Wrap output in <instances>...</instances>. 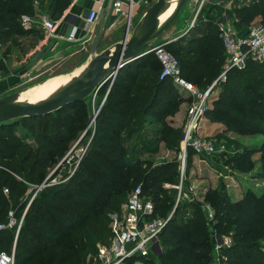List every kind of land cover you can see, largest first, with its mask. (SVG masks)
Returning <instances> with one entry per match:
<instances>
[{
	"label": "trees",
	"instance_id": "16d2710c",
	"mask_svg": "<svg viewBox=\"0 0 264 264\" xmlns=\"http://www.w3.org/2000/svg\"><path fill=\"white\" fill-rule=\"evenodd\" d=\"M71 1L0 0V50L21 37L43 38L44 31L36 23L25 28L22 18L36 20L39 13H49L51 19H57ZM232 14L238 28L245 30L258 17L264 20V1H254ZM187 34L178 47L173 48L171 42L166 49L178 59L181 77L204 91L218 78L226 58L218 23L199 16ZM10 55L11 48L0 54V71ZM162 70L155 53L149 52L125 65L112 85L107 82L98 91L97 95L105 93L106 101L94 122L83 161L72 176L68 172L63 175L68 180L39 191L30 205L36 188L48 180L66 150L58 151L61 142L69 143L84 122V117H78V106L86 107L92 97L46 116L0 125V224L7 222L11 213L19 220L25 213L19 232L17 226L0 230V252L12 253L16 244L15 264H81L97 252L99 243L109 242L108 211L119 208L138 186L155 204L153 217H169L178 196L171 186L180 182L179 155L161 164L144 156L151 153L150 145L163 141L181 151L183 131H172L167 118L178 111L185 98L170 77L160 78ZM212 106L206 118L224 124L219 138L226 147L233 146L232 152L220 153V158L226 166L249 173L256 165L253 154L260 152L264 177V141L251 148L227 137L228 132L264 137V63L249 61L246 69L231 70L226 82L220 83ZM41 119L44 125L39 128ZM54 121L62 128L58 130ZM68 124L71 129L66 131ZM18 126L26 127L35 140H29L28 133H19ZM190 153L196 152L188 149L186 170L193 161ZM210 193L213 227L230 236L232 244L215 254L210 223L202 226L195 205H189V214H183L181 200L160 235V260L142 258L143 264H264V193L248 190L239 201L220 191Z\"/></svg>",
	"mask_w": 264,
	"mask_h": 264
},
{
	"label": "rangeland",
	"instance_id": "374dc122",
	"mask_svg": "<svg viewBox=\"0 0 264 264\" xmlns=\"http://www.w3.org/2000/svg\"><path fill=\"white\" fill-rule=\"evenodd\" d=\"M156 2L157 0H150L148 4L143 5L141 8H139L136 11L133 17L135 24L139 21L144 11L146 12ZM35 4L36 6H39L38 1H36ZM196 7H197L196 0H188L185 6L183 7L182 11L180 12L178 18L173 22L172 26L165 32L164 37L170 36L171 38H175V40L173 41L174 42L173 44L175 46H173V48L176 46L178 47L179 44L181 43L180 41L183 40V38L181 37L189 32L187 31L188 26H189V23H191L194 18ZM206 9L207 7L202 11L203 13L201 14V17H204V15L211 16V14H209ZM105 11L106 10L104 9L102 15L100 16L98 20L95 31L92 32L91 35H88L89 37L87 38L86 41L72 44L70 48L68 47L67 49H65V54L70 53V56H68L67 59H65L63 62L54 63L44 68L39 65H34L32 63V60L34 59L33 57L37 54V51L33 54L30 52L31 50L35 49V47L37 49V45H36L37 39L35 37H34L35 39L32 37H28L22 41L18 38L14 40L13 43L8 44L2 50H0V54H3L6 51V49L11 48V55L8 56L7 59H4L5 69L0 71V74H1L0 97L11 94L13 92H17L19 90L30 88L34 85L40 84L55 76L72 73L76 69L82 67L88 61L90 57L91 50L97 39L102 22L105 19V15H106ZM216 11L214 14H217ZM47 16H49V13H41V14L39 13L37 17L38 18L41 17L40 19L41 21L44 17H47ZM257 20H260V19H257ZM126 27H127L126 20L117 19L111 16L107 29L105 31V34L101 39V42L98 46L97 51L100 53L108 48H111L117 42H120L124 34L126 33ZM133 29L134 28L131 29V32ZM188 35L189 34H187V36ZM28 54H30L31 56H27ZM29 65H31L30 67L31 72L28 71L30 72V74L26 73L24 75H20V73L24 69H26ZM157 73L159 74L160 71H158ZM188 82L190 81L188 80ZM190 83L195 85L192 82ZM195 86L199 88L197 85ZM215 92L216 91L214 90L210 94V100H209L210 108L209 109L213 108L212 102H213V97L215 95ZM179 93L180 94L184 93V90L180 89ZM96 96L97 97H95V99L92 98V100H90V102L87 104L86 107L78 106L77 108L79 109L78 117L80 119L84 117V122L81 124L82 126H80L79 130L75 132L73 139L69 143H67V140L64 142H61L62 144L59 146L58 151L60 152V150L62 151V149H66V150L63 152V156L58 158V161L61 162L64 159H66L68 153L72 150L74 146L78 145V147L79 146L83 147V144H86L87 146L90 140L92 139L94 128H95V123H93L91 127L87 126L86 124L88 120L90 119V117L94 119L95 114H97V112L99 114L100 109L102 108V106L104 105V102L106 101L105 93L104 94L100 93L99 95H96ZM184 100H185L183 101L184 104L183 102L180 104L178 111L168 116L167 118L168 122L170 123V126H169L170 129L172 131H178V133L179 131H181V129L183 131V125L185 123L183 118L184 116L185 118L187 117V111H188L189 106L193 102V97L186 96ZM182 104L184 105L183 112L180 111ZM178 112H180V114ZM60 118L63 119V117H60ZM96 119L97 118H95L94 122H96ZM91 120H90L89 125L91 124ZM53 124L56 125V128L60 127L59 126L60 124L59 123L57 124V121H54ZM221 124L222 123L219 121L208 120L206 119V116H205L201 124L202 126L200 128L199 135L205 138H209L211 140H215L217 152L212 155L202 154V153H197V152L190 153V156L191 158H193V161L191 162L189 169L186 170V179L184 182L183 197H182V202L180 204L183 214H189V211H188L189 205L197 206L200 212L198 213V217H197L198 219L197 218L196 219L200 221L202 226H206V223L207 224L210 223V226H211V230L209 228L211 232L210 242L213 248L215 249V254L220 253V252H217L216 245L221 241V238L223 239L224 237H230V236H228L227 234L221 235L220 233H218L213 227L214 221L210 220L208 216L206 215L205 209L207 206L211 207L212 209L214 208L212 201H209L210 199L213 198V195L210 192L212 190L220 191V193L222 194L225 193L226 195L230 196L235 201L241 200L243 198L244 193L247 192L248 190L256 194L259 193L258 195H261L264 192L263 190L264 189V182H263L264 177H263V173L260 171V168L262 167V164H260L261 162L259 159L261 157L260 152L253 154V159L257 158L259 160H255L256 165L249 173H243L241 171H238L231 167L226 166V164L224 163V160L220 158L219 156L220 153H223V152L230 153L232 152V149H233L232 148L233 146L226 147V144H225L226 142L223 139L219 138V136L223 134V131H221L219 128ZM43 125H44V120L42 119L39 120L38 127L41 128ZM158 127L159 126L157 125V126H153L152 128L156 129ZM16 129L22 135L28 133L26 135L29 136V140H32V141L35 140L33 136L29 134V130L26 127L18 126ZM70 129L71 127L68 124L66 126V131ZM149 133H151V131ZM227 137H230L231 139L235 141H239L240 143H243V144L251 145V143H253V144H256L257 147H259V144L262 143V139H263V137L259 135L252 136L249 134H244L243 136H240L239 134H231L230 136L228 135ZM180 138H181V132H180ZM180 144H179V148H180ZM257 147H254V148H257ZM149 148L152 149L151 153H147L144 156L146 159L149 158L153 164H161L166 161L175 160L176 157L181 152L179 151L178 153L176 149H173L172 147H170L169 144H166L164 141L159 142V143H153V145L152 146L150 145ZM194 158L196 162H194ZM82 161H83V158L80 160L78 166L81 164ZM76 163L77 161L73 160L72 165L75 166L74 164ZM57 166L58 164L50 170L49 172L50 177L55 176V173L57 172V169H56ZM74 168L75 167H72V169L71 167H65L62 169L61 172L58 171V173L64 175L66 172H69V170H74ZM45 188H48V187L45 186L43 188H40L38 191L33 193V196L34 195L36 196L39 191L41 190L43 191L45 190ZM35 196L31 198V202L35 198ZM177 198H176L175 206L173 210L171 211L169 217L176 211V208L179 206V202L177 203ZM127 199H128V196H127ZM127 199L123 202V204L119 208L112 210V211H108L107 219H109V222L107 224V229L110 230V238H109L110 240L108 243H104V242L99 243L97 245V249L99 245L108 246L112 242V239L114 238L112 223L116 219H119V220L124 219L125 217L124 208H125V204L127 203ZM184 203H187L188 206L184 207L183 206ZM103 221L105 222V220ZM93 224L94 222L92 221V225ZM162 243L163 241L161 242V240H159V242L155 244V246L151 250L150 257L152 258L156 257L157 260H160L158 258H159V255L163 253ZM12 250L14 251V246ZM97 252L93 256L88 255L85 258V261L81 264L93 263L96 258ZM212 264H217V263L213 262Z\"/></svg>",
	"mask_w": 264,
	"mask_h": 264
},
{
	"label": "built area",
	"instance_id": "2783aa9c",
	"mask_svg": "<svg viewBox=\"0 0 264 264\" xmlns=\"http://www.w3.org/2000/svg\"><path fill=\"white\" fill-rule=\"evenodd\" d=\"M149 1L150 0H115L113 3L112 16L117 19L126 20V31L130 33L131 29L136 25L133 20L136 11L143 5L148 4ZM254 1L264 0H196V12L192 22L189 23L187 31L195 26L197 19L201 16L203 13L202 11L206 7V10L212 16L216 15L214 13L218 8H221L222 12L218 14V19L216 21L226 53L225 62L220 75L204 91H201L195 85L181 77L178 59L166 49V46L173 42L175 38L161 39L150 47L149 52L155 53L163 65L160 78L164 79L170 77L174 84L178 86L179 90L182 89L187 96L193 97V102L188 108L187 117L183 125L181 152L179 153L180 182L177 185L171 186L178 190L177 203L180 202L183 197L188 149L192 148L197 153L208 155L217 152L215 140L199 135L201 124L206 116L207 110L210 108V94L214 90L216 91L213 97L214 100L218 95L220 83L226 82L231 70H244L249 61L264 63V20L262 17H258L257 19L260 20L255 19L247 29L240 30V28H238V20L233 17L232 14L233 10ZM107 3L108 0H104L98 7L91 8L88 11L86 17V33L88 35H91V33L95 31L98 20L103 10L106 8ZM35 23H37V21L29 16H24L22 18V24L25 28H31ZM40 23L46 33H51L54 29V22L51 20L43 18ZM67 39L70 41L76 40V31L73 30L70 35L67 36ZM27 73L30 74L29 72ZM110 84L112 85L113 82ZM93 123H91L90 126ZM86 150L87 146H74L68 153L66 159L58 164L56 167L57 171L61 172L65 167H71V169L75 167L74 170H69L67 174L69 177L72 176L78 168L80 160L84 157ZM73 160L77 161V163L74 164L75 166L72 165ZM69 177L63 179V175L57 172L54 177L49 176L48 180L42 184L43 186L41 185L38 188L60 184L68 180ZM167 186L170 187L169 185ZM30 203L31 201L29 205ZM154 211V202L149 197L143 195L141 186H138L129 193L124 208V219H116L112 223L114 238L111 244L108 246H99L94 262L89 264H143L140 259L150 257L151 250L155 244L159 242L160 235L172 216L171 215L167 219L153 217ZM205 211L208 218L214 221V210L207 206ZM23 217L19 220L11 213L8 221L0 224V230L11 229L17 226V232H19L23 223ZM231 244V237L221 238V241L216 245V250L220 252L219 250L223 246H230ZM0 264H15V245L12 253L0 252Z\"/></svg>",
	"mask_w": 264,
	"mask_h": 264
},
{
	"label": "water",
	"instance_id": "95a60500",
	"mask_svg": "<svg viewBox=\"0 0 264 264\" xmlns=\"http://www.w3.org/2000/svg\"><path fill=\"white\" fill-rule=\"evenodd\" d=\"M114 1L108 0L105 19L82 71L44 100L21 101L19 99L21 93L28 88L0 97V125L21 118L46 116L67 105L90 97L95 98L107 82L115 81L118 72L125 65L149 53L150 47L172 26L188 0H178L175 10L164 23H159L160 18L165 8L174 0H157L136 23L132 32L126 31L120 42L99 53L97 49L112 16ZM29 70L24 69L20 75L26 74ZM97 115L98 112L94 119ZM39 189L37 188V191Z\"/></svg>",
	"mask_w": 264,
	"mask_h": 264
},
{
	"label": "crops",
	"instance_id": "0c3cea01",
	"mask_svg": "<svg viewBox=\"0 0 264 264\" xmlns=\"http://www.w3.org/2000/svg\"><path fill=\"white\" fill-rule=\"evenodd\" d=\"M102 1H104V0H72L71 4L63 11V13L60 15L59 18L51 19L50 16L44 17V19H48V20H51L54 22V29L52 30L51 33H46V31L43 30L42 24L40 23L41 17L40 18L37 17L36 26L38 27V29H42L44 31V37L39 39V38H36L35 36L31 35V36L19 38L21 41L25 40V38H28V37H32V38L35 37L37 39V42H36L37 49L35 47V49L31 50V52H30L33 54L37 51V54L33 57L34 59L32 60V63L34 65H39V66L44 68V67H48L54 63L63 62L65 59H67V57L70 56V53L65 54V49H67L68 47L70 48L72 44H76L78 42H84L89 37L88 34L86 33V17H87L88 11L91 8L98 7ZM105 10H106V8H105ZM217 10H218V11H216L217 14L215 15L216 17L212 16V15L211 16L204 15V17L206 19H210V18L218 19V14H220L222 12V10H221V8L220 9L218 8ZM73 30L76 31V40L70 41L67 39V36H69ZM165 38H171V37L170 36L164 37V35H163L162 39H165ZM27 56H31V55L28 54ZM182 96H183V98H185L187 95H186V93H182ZM183 104H184V102H183ZM183 104H182L181 110H180L182 112L184 109ZM178 113L180 114V112H178ZM183 119L185 122V119H186L185 116ZM219 128L221 131H224V129H225L224 124H221ZM231 134H238V133L228 132L227 136L228 135L230 136ZM239 135L243 136L241 134H239ZM252 136H254V135H252ZM259 136H261V135H259ZM261 137H263V136H261ZM263 141H264V137L262 139V142ZM261 144L262 143H260L259 146ZM244 145L251 147V148L257 147L256 144H253V143H251L252 146L249 144H244ZM259 159L256 158L254 160H259ZM194 162H196L195 158H194ZM247 189H249V188H247ZM258 194H256V195H258ZM243 197H244V195H243ZM99 246H101V245H99ZM99 246H98V248H99Z\"/></svg>",
	"mask_w": 264,
	"mask_h": 264
},
{
	"label": "bare ground",
	"instance_id": "6f19581e",
	"mask_svg": "<svg viewBox=\"0 0 264 264\" xmlns=\"http://www.w3.org/2000/svg\"><path fill=\"white\" fill-rule=\"evenodd\" d=\"M177 3L178 0H174L169 6L165 8V11L161 16L159 23H164L168 19V17L175 10ZM83 68L84 66L76 69L72 73L55 76L40 84L34 85L23 91L19 99L23 102L44 100L52 95L55 91L69 83L73 79V77H75L82 71Z\"/></svg>",
	"mask_w": 264,
	"mask_h": 264
}]
</instances>
